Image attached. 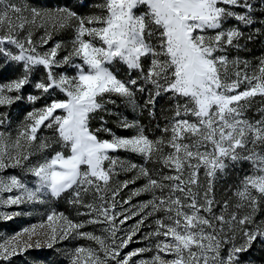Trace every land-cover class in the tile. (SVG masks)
<instances>
[{
    "label": "snow or ice",
    "instance_id": "1",
    "mask_svg": "<svg viewBox=\"0 0 264 264\" xmlns=\"http://www.w3.org/2000/svg\"><path fill=\"white\" fill-rule=\"evenodd\" d=\"M140 6L145 10L137 14ZM97 7L106 14L81 17L68 7L54 11L27 9L12 0H0V53L23 64L21 76L0 84V106L24 99L22 89L30 83L36 66H43L46 79L37 81L35 89L49 95L58 89L66 97L28 112L14 138L0 131V172L19 168L35 178V186L29 187L16 175L0 176V208L44 203L46 196L70 194L69 203L76 207L77 214L88 217L74 222L64 213L53 211L38 226L25 228L0 243V261L39 248L41 236L48 248L73 236L93 241L98 247L77 246L70 264H241L240 254L258 238L264 239V221L257 223L254 219L264 202V109L259 110V120L245 116L253 99L264 97V59L252 75L246 71L247 61L229 60L228 50L241 47L244 33L238 27L225 28V24L230 18L245 26L253 24V4L249 0H105ZM72 27L75 36L71 50L62 59L58 54L65 45L60 41L43 53L37 50L58 32ZM39 28L44 29V35L36 41L33 36ZM5 44L14 45L18 54L8 51ZM148 58L145 72L143 61ZM117 61L126 66V79L111 70ZM64 66L74 68L75 75L55 71ZM133 72L138 75L134 77ZM245 82V90L238 91ZM146 85H152L155 91L149 90L145 107L154 109L157 97L166 94L175 102L174 115L163 129L170 136L151 139L138 121L126 119L119 126L137 129L135 135H115L103 117L99 128L90 127L93 114L109 111L106 104L116 103L112 96L137 107L136 93L145 92ZM27 99L35 103L40 97L29 95ZM6 119L5 114L0 125ZM43 127L52 129L54 138L41 137ZM101 132L112 138L100 139ZM53 143L67 152L56 151L51 158L31 163L35 152L43 153ZM121 150L142 156L145 162L162 164L169 173H157V179L148 168L110 155ZM241 161L250 162L253 173L244 176L235 192L241 201L236 208L247 207L249 211L244 215L233 212L227 218L225 212L217 215L213 211L216 181ZM118 166L134 175L113 188ZM201 169L204 184L199 178ZM142 178L146 183L122 203L128 204L131 197L142 193H151L152 199L139 205V211H116V197ZM4 193L9 195L5 198ZM89 193L91 202L85 199ZM228 207V201H224V209ZM155 213L164 215L155 220V231L145 238H165L156 241V254L150 261L133 260L150 250L146 248L122 255L144 221ZM23 214L0 211V220ZM133 216L140 219L125 237H118L117 219L122 225ZM87 224L104 225L103 232L108 235L81 231ZM237 231L241 233L239 244ZM229 244L223 255L222 249ZM161 253L172 258L165 259Z\"/></svg>",
    "mask_w": 264,
    "mask_h": 264
},
{
    "label": "rangeland",
    "instance_id": "2",
    "mask_svg": "<svg viewBox=\"0 0 264 264\" xmlns=\"http://www.w3.org/2000/svg\"><path fill=\"white\" fill-rule=\"evenodd\" d=\"M13 3L20 5L22 8L32 9L36 8L38 10H49L54 11L57 8L68 7L72 11H75L81 17H87L90 15H99L106 14L104 9L97 7L105 3V0H12ZM253 4V11L251 16L253 18V24L245 26L244 24L236 21L234 18H230L225 24V28L228 27H238L241 32L244 33V36L240 39L239 43L241 47L239 49L230 48L227 52L229 60L239 58L241 61H247L249 67L246 69L249 75H252L253 70L258 69L259 63L264 59V35H259L258 30L264 24V20L259 18V13L264 10V3L261 0H249ZM223 6V5H221ZM145 10L144 6H140L136 12L137 14L142 13ZM233 11L243 13L244 9L234 8ZM24 15H28V12H25ZM255 16V18L253 17ZM76 23V22H74ZM25 33H21L23 36ZM44 35V29L39 28L34 32L33 39L39 41L40 37ZM75 36V29L66 28L53 36V39L49 41L47 45L43 47L38 46V51L43 53L51 48L57 41L62 42L65 45V48L62 49L58 58L62 59L64 55H67V52L71 50V41ZM252 38L249 40L248 37ZM89 39V37H85ZM99 43V42H97ZM4 47L12 52L13 54H18L19 50L10 44H5ZM76 63H81L79 59L75 60ZM145 72L147 67L150 64V58L143 61ZM111 70L117 74L118 78L126 79L128 72L125 65L120 62H116L114 66H110ZM241 69L244 68L243 64L239 66ZM233 69L230 68V71ZM59 74L64 72L65 74L72 76L75 75V69L70 66H64L62 68L55 69ZM23 73V64L22 62H16L9 60L3 53H0V84L7 83L17 77L21 76ZM132 75L135 77L138 75L137 72H133ZM234 78V77H233ZM41 79H46V71L43 66H36L31 73L30 83L22 89L21 94L24 99L22 101H17L9 106H0V118L5 114L7 119L4 124L0 125V131L7 132L11 134L14 138L18 130L23 126L25 117L28 112L32 111L34 108L39 109L44 105L51 102L52 99H65L63 93L58 89L54 90L51 95L42 94L40 90L35 89L34 85L37 81ZM143 83V81H140ZM247 87V83L241 84V87L238 91H243ZM149 90L152 92L155 89L152 85H146V90L143 93L137 92L135 96V101L137 107L127 103L123 98L112 96L111 99L115 100V104H106V108L109 111H100L93 114V118L90 120V127L95 130L101 126V117L106 121V126L112 130V132L121 137H129L136 134L137 129H124L119 126L121 120L126 119L129 122L138 121L144 129L146 135L151 139H156L158 137H165L171 135V133H165L163 129L169 124V121L174 115L175 102L169 99V95H161L157 97L156 104L154 109L152 106L145 107V101L148 99ZM15 95V93H13ZM29 95L39 96L35 103H30L27 99ZM260 109H264V97L257 96L253 99L252 106L246 111L245 116L250 120H259L261 118ZM150 110L152 114L150 115ZM59 114V110H58ZM190 120L194 117L189 116ZM41 137L45 138H54V132L52 129L43 127L39 133ZM100 139H111V135L108 133L101 132L98 134ZM51 142V141H50ZM38 143V142H37ZM264 150V149H262ZM56 151H65L62 149L58 143H53L52 147L47 149L45 152H35L32 157H30L31 163L35 164L37 162H42L45 157L51 158ZM165 151H170L165 149ZM112 156L119 157L125 162L135 163L138 166H143L148 168L152 173L154 178H159L157 173H169V169H166L159 163L145 162L142 156L137 154L126 152V151H117L115 153H110ZM109 162H105V167H108ZM227 174L224 176H219L215 184V199L217 201L216 206L213 211L219 215L221 212H225L226 218L231 215L233 212H237L239 215H244L249 211L247 207L243 209H237L236 205L240 203L239 197L235 195V192L238 188L241 187V181L245 175H251L253 173L252 164L248 161H241L237 165L231 166L226 170ZM16 175L23 179L24 183L29 187L35 186V178L30 174H26L21 171L19 168H8L4 172H0V176H12ZM134 172H124L119 170L118 166V175L113 177L112 187L115 188L119 183L123 182L126 179H132ZM199 178L201 184H204L205 176L204 170L201 169L199 173ZM146 183L145 179L137 180L135 184H130L128 188L123 189L120 192V195L116 197V200L119 202L116 208L118 212H132L139 211V205L148 200L152 199L151 193H142L139 196L131 197L128 204H123L122 201L129 199L131 192L141 187ZM159 194V193H157ZM6 198L9 193H4ZM70 194H64L60 198H53L50 196L44 197V203H34V204H22L20 206H11L0 208V211L3 212H22L23 215L14 216L11 220H0V243L10 239L12 236L17 233L22 232L25 228H32L34 225L38 226L42 222L46 221L47 215L53 211L57 213H64L69 219L74 222H80L87 220V216H81L77 214V209L75 206L69 203ZM86 201H92V194L89 193L85 197ZM224 201H228L229 207L227 210L224 209ZM83 211V209H81ZM150 211V209L145 210ZM143 215V214H142ZM163 213H155L152 216L144 221V224L140 227V230L136 234H141V238L137 241L139 243V248L150 249L145 251L141 255L134 257L133 260H145L150 261L152 257L156 254L155 243L157 240L165 239L161 237H151L146 239L145 237L155 231L156 224L155 220L161 218ZM117 219V226L120 231L117 232L118 237H125L127 233L131 231L133 226L140 219V216H133L131 219L126 221L124 224H119ZM255 221L260 223L264 221V202L261 203L259 210L256 212ZM252 227V226H249ZM104 225L99 224H87L81 231L93 232L96 235H108L103 232ZM38 231H43L38 228ZM26 239V237H25ZM41 246L39 248L32 247L27 249L23 253H19L10 258L9 261H0V264H70L71 253L77 246H92L98 247L93 241H88L86 239L77 238L70 236L65 240H59L53 245L52 248H48L43 240L44 237L41 236ZM36 237L32 239V243L35 244ZM241 233L237 231L236 233V243H241ZM131 243V242H130ZM129 243V244H130ZM231 247V244L226 245L222 249V254L226 255V249ZM129 250V245L122 250V255ZM165 259L172 258L171 255H165L161 253ZM241 264H264V239L258 238L253 242V245L245 253L240 254Z\"/></svg>",
    "mask_w": 264,
    "mask_h": 264
},
{
    "label": "trees",
    "instance_id": "3",
    "mask_svg": "<svg viewBox=\"0 0 264 264\" xmlns=\"http://www.w3.org/2000/svg\"><path fill=\"white\" fill-rule=\"evenodd\" d=\"M256 13H259V18L264 20V10L262 12H256ZM255 18V16H253ZM258 33L259 35H264V24L262 25V27L259 28L258 30ZM141 234H136L131 243L129 244V250H134V249H138L140 246H139V243L137 242L140 238H141Z\"/></svg>",
    "mask_w": 264,
    "mask_h": 264
}]
</instances>
